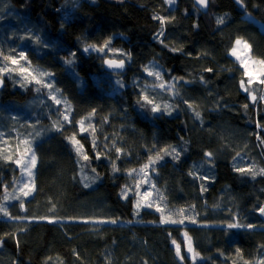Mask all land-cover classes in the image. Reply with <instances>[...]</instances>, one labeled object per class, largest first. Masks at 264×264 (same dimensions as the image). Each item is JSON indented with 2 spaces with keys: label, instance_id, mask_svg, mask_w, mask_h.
I'll return each instance as SVG.
<instances>
[{
  "label": "trees",
  "instance_id": "16d2710c",
  "mask_svg": "<svg viewBox=\"0 0 264 264\" xmlns=\"http://www.w3.org/2000/svg\"><path fill=\"white\" fill-rule=\"evenodd\" d=\"M209 3L203 14L194 0H0V53L24 51L29 65L51 73L46 79L53 91L59 89L69 117L64 119L42 84L22 87L12 79L14 71L0 75V132L33 133L36 155L32 194L5 209L2 199L20 168L18 154L5 158L0 152V205L8 212H0V264L264 260V215L258 211L264 207V85H248L230 57L235 40L243 38L251 46L253 71L260 70L255 62L264 60V0ZM109 37L110 48L125 54L105 57L125 60L119 75L103 70V54L83 51L85 44L102 45ZM3 55L0 61L11 69ZM153 65L178 94L153 88L159 81L144 70ZM242 80L255 102L242 90ZM146 86L161 107L157 113L137 103ZM23 105L28 114L13 119L11 110ZM73 135L87 161L70 143ZM157 155L162 158L146 169L149 182L164 214L183 223L161 224V212L134 207L139 199L129 191L130 182ZM131 170L136 171L129 176ZM229 222L253 227L227 229ZM182 231L198 254L195 260L186 255Z\"/></svg>",
  "mask_w": 264,
  "mask_h": 264
},
{
  "label": "snow or ice",
  "instance_id": "6c2138e0",
  "mask_svg": "<svg viewBox=\"0 0 264 264\" xmlns=\"http://www.w3.org/2000/svg\"><path fill=\"white\" fill-rule=\"evenodd\" d=\"M174 0H168V3L171 4L173 3ZM196 2L201 6V7H206L208 0H196ZM237 3H241V0H236ZM153 19H158L160 21V23L163 25L165 23V18L163 17H156L154 16ZM217 23H223L222 19H219L217 21ZM162 34V33H161ZM111 40L112 38L109 37L108 39H106L104 41V43L102 45H97V44H85L83 51L85 53H90V52H97L100 54H103L101 58H103V62L104 64L109 68V69H123L124 65H125V60L124 59H116V58H105L107 57L108 53H116L117 55L123 56L125 55L122 52H119V50L116 49H112L110 48L111 45ZM37 41H39V38L37 37ZM243 48V50L245 52H249L250 51V44L245 41L243 38H237L234 42V46L231 49L230 54L233 56H237V59H240V57L237 55V51L238 48ZM0 55H3V53H0ZM76 53L73 52L71 53L72 57H75ZM3 59L10 62L12 65H17L18 66V70L20 73H27L28 76L32 77V80L35 81V83L37 84H42L43 87L45 88H49L52 89L53 85L51 82L48 81H43L42 79H40V77L43 76H50L52 75L51 73L48 72H42L38 69H34L33 71H29L28 67H25L24 65L20 64V61H25L26 63L28 62V57L26 55V53L24 51H19L18 55L16 56H10V55H3ZM74 61L72 59H66L65 63L66 64H72ZM255 63H258L261 68L258 72H256L255 74H253L252 72H249L247 64H248V59L242 60L241 61V66L245 68V76L248 77L247 80V84L248 85H252L254 80L257 81L258 83L264 85V60H260V61H256ZM13 69H9L7 67L0 69V72H4V71H12ZM145 72L147 73L148 76L150 77H154L155 81H159L158 84H154L153 88H160L162 91H173V94H178L177 92H175V85L174 84H167L166 82L163 81V77L161 75L160 71H156L155 70V66H146L145 67ZM208 71H211V69H208ZM175 79V78H174ZM119 83V82H118ZM121 86H123L121 84ZM241 88L244 89V91H247L249 93V96L251 97V99L255 102L257 100V97L253 94V92L245 86V82L242 80L241 81ZM59 89H56L55 92H58ZM49 97L50 99L53 100V102L57 105H60L62 103V100L60 98L57 97V95H55L53 92L49 93ZM261 99H264V97H261ZM137 103L140 104V106L143 108L145 106H151V112L152 113H157L161 110V107L159 104H157L155 102V99L151 97V93L147 91V86L145 90L141 91L140 97L137 100ZM165 109H168L170 106L169 105H165L164 106ZM189 107H191V105H189ZM245 107H247V105H245ZM59 111V109H58ZM95 110H93V114H94ZM195 115L197 116V118H199V113L196 112ZM64 119L65 120H69V117L67 114H64ZM80 127H81V132L87 131V128H85V120H81L79 121ZM55 126V125H54ZM259 126V125H258ZM89 128H92V125L89 123L88 124ZM59 130V128L57 129ZM92 131L95 132V128H92ZM259 138V137H258ZM70 143L72 144L73 148L75 149L77 155L79 157H82L83 160L87 161L89 159L88 155L86 153H84L83 151V145L80 144V142L76 139V136L73 135L72 137L69 138ZM25 143H28L27 141H25ZM95 140L93 141V147L95 148ZM175 151V150H173ZM116 152L120 153L121 149L120 148H116ZM165 152L167 153V150H165ZM28 153H32L29 157L28 160H24V159H17L15 161V163L18 166H21V170L22 172H27L29 176L32 175V169L35 167L36 164V155L34 152H32L31 148H27L25 151V155H27ZM204 155L206 157H208L209 159H211L212 157V153L211 152H205ZM179 153H176V156L174 158H178ZM97 158H99V154L97 155ZM162 157H160L159 155H157L154 159L150 157L149 159V163L145 164L142 168L139 169L140 173H143V177H141L140 179L137 180V188H139L141 181H146L148 179V173L146 171V169H148L151 165L155 164L156 160L161 159ZM116 166L115 163H113V171H116ZM136 170H131L129 171V176H132L133 173ZM236 171L239 172H245L248 171V169L245 168H236ZM190 175L192 173H189ZM87 187V185H85ZM25 189H27V191H25ZM21 192L23 193V195L25 197H27L29 195V193L32 191V189L29 187L28 184H24L23 187L20 189ZM126 194L127 191L125 189V191L122 193V198H126ZM138 195H142L144 200L149 201V197L151 196V193L149 191H144L143 193H137ZM8 199V196H5V200ZM23 207V205H21ZM142 206H146V207H152V203L151 201H149L146 205H141L139 202H137L136 205H134V207L138 210L140 207ZM157 211L161 212V219H160V223L161 224H167V223H172L175 224L177 222L179 223H183V220L177 221L175 219H172V215L173 213L168 212L167 215L164 214V209H162L161 207H157L156 208ZM259 213L261 215H264V207H260L258 209ZM0 212L3 213L4 216H8V212L3 208L2 205H0ZM185 212L184 209H180L179 210V215H183ZM10 219H12L11 217H9ZM233 220H237L236 217H233ZM49 223H53L54 221L49 219L48 221ZM101 223H103L104 221H100ZM111 223H116L115 220L110 221ZM193 223H195V221H193ZM227 229H241L244 227H247L248 229H251L253 227L252 224H248V225H243L241 223L238 222H229L226 225ZM185 243H186V247H187V251L189 253H192V257L193 260H195V257L198 255L197 253L194 252L193 248H192V244H191V240L190 238L187 237V233H185ZM173 244L175 245L176 248V255L178 258L181 259V261L184 260V257L181 254V248L179 244H176V241L173 240L172 241ZM237 252H239V249H237ZM260 264H264V260H262L260 262Z\"/></svg>",
  "mask_w": 264,
  "mask_h": 264
},
{
  "label": "rangeland",
  "instance_id": "374dc122",
  "mask_svg": "<svg viewBox=\"0 0 264 264\" xmlns=\"http://www.w3.org/2000/svg\"><path fill=\"white\" fill-rule=\"evenodd\" d=\"M246 18L247 19H252L250 15H247ZM233 46H234V44H233ZM237 55L240 57V59H237V56H233L231 54H230V57L237 63V65L240 67V69L245 73V68L241 66V61L245 60V59H248V64H247L248 70H249V72H252L253 74H255V72L252 69L250 53L249 52H245L243 50V48L241 47V48H238ZM20 64L24 65L25 67H28L29 71H33L34 69H36V68L32 67L31 65H29L28 62L26 63L25 61H20ZM5 67L9 68L6 65L5 62L0 61V69H3ZM11 69H13L11 72L14 71L13 72L14 75L12 76V79L14 81L17 80V82L19 83L20 86L24 87L25 84L35 82L34 80H32L31 76H28L27 73H20L19 70H18V66L17 65H13V67ZM6 72L7 71L0 72V75L3 76V74H5ZM46 77L47 76H43V77H40V79H42L43 81H48L46 79ZM46 89H47V92H48V97H49V93L50 92H53L55 95H57V93L55 91H53L52 89H49V88H46ZM242 90L244 91V89H242ZM57 97L60 98L58 95H57ZM40 101L44 102V98L41 97ZM52 102H53V100H52ZM53 104L55 106L57 105L54 102H53ZM29 106L31 107V104H29L28 107ZM11 107L12 106H8L7 110H9ZM28 107L24 106V105L23 106H16L15 108H13V110H11L12 113H11L10 116L14 119V117H16V116H18L20 114L24 115V114H26L28 112L27 111ZM60 107H61L62 112L64 114H67L66 113V107H65L63 101L60 104ZM53 128H55V127H53ZM11 133H12V136L9 137L8 135L11 134ZM9 134L6 135L5 133L0 132V152L4 155L5 158H9V157L12 156L13 153H16V154H18L17 155V159L28 160V157L32 153H28L27 155H25V151H26L27 148L30 147L32 152H34L33 151V144H34V141H35V137H34L33 133L27 134L26 132H23V131L22 132H17L16 130H11ZM12 137H13V139H11ZM25 141H27L28 143H25ZM19 168H20V176H19L18 181L13 183L12 190L7 194L8 199L5 200V197L2 199V204L5 207V209H8L15 202H19L20 203L23 199L26 198L23 195V193L21 192V190H20L23 187L24 184H28L29 187L33 191L32 177H33L34 168L32 169V175L31 176H29L27 172H22L21 166H19ZM143 175H144L143 173H139L137 177H135L133 180H131L130 185H129V191L131 193L134 192V194L136 196H138L139 203L141 205H146L149 201H151L152 207L142 206L140 208L157 211L156 208L158 206L162 208L161 200H160V197H159L160 194L154 189V187L151 184V182H149V178L146 181L142 180L141 183H140L139 188H137V180L140 179L141 177H143ZM145 185H147V188H144ZM25 191H27V189H25ZM32 191L29 193L28 196H30L32 194ZM144 191H149L151 193V196L149 197V201L144 200L142 195H138L137 194L138 192L139 193H143ZM20 204H22V203H20ZM167 224L176 225V223L175 224L167 223ZM180 235H181V237H182V239L184 241V244H185L186 255L192 260L193 259L192 253H189L187 251V247H186V243H185V240H186L185 232L182 231L180 233ZM187 237H188V235H187ZM262 241H264V237H263ZM191 244H192V242H191ZM172 246L175 248V245L173 243H172ZM192 248H193V246H192ZM175 250H176V248H175Z\"/></svg>",
  "mask_w": 264,
  "mask_h": 264
},
{
  "label": "water",
  "instance_id": "95a60500",
  "mask_svg": "<svg viewBox=\"0 0 264 264\" xmlns=\"http://www.w3.org/2000/svg\"><path fill=\"white\" fill-rule=\"evenodd\" d=\"M194 5L195 7L203 14H206L209 10V6H210V3H209V0H208V3H207V6L206 7H201L197 2L196 0H194ZM102 66H103V70L107 73H110V74H113V75H119V74H122L125 72L126 70V64L124 65V68L123 69H109L105 64L104 62L102 63ZM2 85H3V82L0 80V89L2 88Z\"/></svg>",
  "mask_w": 264,
  "mask_h": 264
},
{
  "label": "flooded vegetation",
  "instance_id": "af4514ba",
  "mask_svg": "<svg viewBox=\"0 0 264 264\" xmlns=\"http://www.w3.org/2000/svg\"><path fill=\"white\" fill-rule=\"evenodd\" d=\"M0 80L4 82V80H2V78L0 77Z\"/></svg>",
  "mask_w": 264,
  "mask_h": 264
}]
</instances>
